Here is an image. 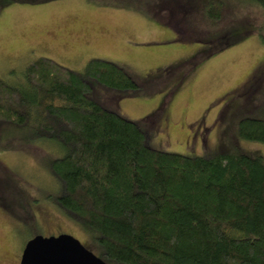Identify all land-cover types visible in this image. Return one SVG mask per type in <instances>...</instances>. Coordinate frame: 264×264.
<instances>
[{"label": "rangeland", "instance_id": "374dc122", "mask_svg": "<svg viewBox=\"0 0 264 264\" xmlns=\"http://www.w3.org/2000/svg\"><path fill=\"white\" fill-rule=\"evenodd\" d=\"M211 1L0 0V77L21 84L25 67L42 57L74 71L90 59L111 61L137 88L118 92L89 80L87 95L137 123L152 148L187 157L225 152L264 159V144L241 140L235 131L243 117L264 118V12L248 0H219L224 11L215 27L206 19ZM5 126L0 264H19L34 230L42 237H74L97 256L91 236L48 199L58 185L47 160L61 156L62 147L52 139L32 140V124Z\"/></svg>", "mask_w": 264, "mask_h": 264}, {"label": "trees", "instance_id": "16d2710c", "mask_svg": "<svg viewBox=\"0 0 264 264\" xmlns=\"http://www.w3.org/2000/svg\"><path fill=\"white\" fill-rule=\"evenodd\" d=\"M248 1L264 12V0ZM223 11L212 0L206 19L219 27ZM22 75L21 84L0 77V148L1 128L30 124L32 140L62 147L61 156L47 160L58 185L48 199L91 236L104 262L264 264L261 156L187 157L152 148L137 123L87 95L89 80L118 92L137 88L111 61L90 59L74 71L42 57ZM235 131L264 144V118L243 117Z\"/></svg>", "mask_w": 264, "mask_h": 264}, {"label": "water", "instance_id": "95a60500", "mask_svg": "<svg viewBox=\"0 0 264 264\" xmlns=\"http://www.w3.org/2000/svg\"><path fill=\"white\" fill-rule=\"evenodd\" d=\"M19 264H110L93 255L74 238L35 235L23 246Z\"/></svg>", "mask_w": 264, "mask_h": 264}, {"label": "flooded vegetation", "instance_id": "af4514ba", "mask_svg": "<svg viewBox=\"0 0 264 264\" xmlns=\"http://www.w3.org/2000/svg\"><path fill=\"white\" fill-rule=\"evenodd\" d=\"M32 237H33V236H32ZM22 249H23V247H22ZM22 249H21V250H22ZM22 251H23V250H22ZM21 253H22V252H21ZM19 259H20V258H19Z\"/></svg>", "mask_w": 264, "mask_h": 264}]
</instances>
